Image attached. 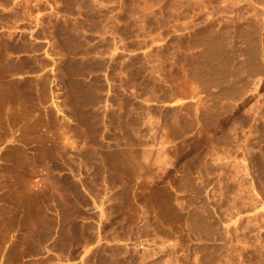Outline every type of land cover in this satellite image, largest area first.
Masks as SVG:
<instances>
[{"label": "rangeland", "instance_id": "374dc122", "mask_svg": "<svg viewBox=\"0 0 264 264\" xmlns=\"http://www.w3.org/2000/svg\"><path fill=\"white\" fill-rule=\"evenodd\" d=\"M23 1L103 54L101 120H56L31 173L66 264H264V0Z\"/></svg>", "mask_w": 264, "mask_h": 264}, {"label": "crops", "instance_id": "0c3cea01", "mask_svg": "<svg viewBox=\"0 0 264 264\" xmlns=\"http://www.w3.org/2000/svg\"><path fill=\"white\" fill-rule=\"evenodd\" d=\"M24 6L27 1L0 0V264L74 263L79 258L64 257L55 248L49 177L31 173L41 168L48 174L54 165L49 136L56 133V120L80 130L82 114L101 120L103 54H86L83 31L72 24L63 30L76 38L75 44H60L64 40L56 38L54 23L31 12L17 15ZM92 34L94 43L102 37L96 30ZM88 61H94V70L86 68ZM28 217L32 221L26 227ZM76 247L79 255L88 250L86 243Z\"/></svg>", "mask_w": 264, "mask_h": 264}]
</instances>
